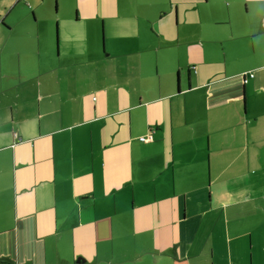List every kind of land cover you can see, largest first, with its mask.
Listing matches in <instances>:
<instances>
[{
  "label": "crops",
  "instance_id": "crops-1",
  "mask_svg": "<svg viewBox=\"0 0 264 264\" xmlns=\"http://www.w3.org/2000/svg\"><path fill=\"white\" fill-rule=\"evenodd\" d=\"M69 4L0 10V264H264V0Z\"/></svg>",
  "mask_w": 264,
  "mask_h": 264
},
{
  "label": "rangeland",
  "instance_id": "rangeland-1",
  "mask_svg": "<svg viewBox=\"0 0 264 264\" xmlns=\"http://www.w3.org/2000/svg\"><path fill=\"white\" fill-rule=\"evenodd\" d=\"M37 1V7H35V3ZM63 5L61 4V11L60 13L56 12V0H45V2L41 3L39 0H21L20 2H17V0H1L0 2V10L3 9V7H12L14 5H21L20 7H23L24 5L30 9V22L33 27V33L37 34V32H40L41 37L43 38V42L45 40H49L50 36H54L55 34V29H56V22L58 16L61 14V12L65 9L66 3L70 2L69 6L72 7L73 4L75 3L76 0H61ZM140 2L141 0H130L131 4V10H133L136 14L137 12L141 9L140 7ZM23 4V5H22ZM32 8H35V10H32ZM37 10V12H36ZM8 11V9H6ZM33 12L37 15L36 20L33 16ZM66 13H63L61 16V21L66 20L65 17L68 15L67 9H65ZM4 13V12H3ZM68 17V16H67ZM76 18V13L74 15ZM76 22V21H75ZM113 20L112 19H107L106 26H107V32L109 34L111 27L114 29V35L116 36L118 34V30H116L113 26ZM104 25L102 24V21L99 24V28L101 30L100 32V39L102 38V32L104 29ZM179 29V26H178ZM188 26L182 25L180 28L181 34H180V39H174V41H177L178 44L170 49V53L174 54L175 56H179V51H181V56H182V64L184 66V73H187V67L189 64L196 63L200 65L201 63L204 62V55L200 49V47L197 46L196 52L194 51L192 53V56L188 57L184 52L183 48L184 47H189V42L187 39H185L188 34L187 31H189ZM122 30V29H121ZM79 34V32H77ZM180 40V41H179ZM64 50V49H63ZM193 68V67H191ZM174 82H175V87L177 89V74L176 77H174ZM108 225V221L105 222ZM108 240V238L106 239ZM111 238L108 240L109 243ZM101 243V242H100ZM100 256L98 259V262L95 264H108L109 263H116L117 261L121 260L122 253L123 252H115L114 254L111 252H107L103 249L102 244H100ZM115 255V257H114Z\"/></svg>",
  "mask_w": 264,
  "mask_h": 264
},
{
  "label": "built area",
  "instance_id": "built-area-1",
  "mask_svg": "<svg viewBox=\"0 0 264 264\" xmlns=\"http://www.w3.org/2000/svg\"><path fill=\"white\" fill-rule=\"evenodd\" d=\"M152 140H153V135L152 134L140 138V141L145 142V143H149Z\"/></svg>",
  "mask_w": 264,
  "mask_h": 264
},
{
  "label": "trees",
  "instance_id": "trees-1",
  "mask_svg": "<svg viewBox=\"0 0 264 264\" xmlns=\"http://www.w3.org/2000/svg\"><path fill=\"white\" fill-rule=\"evenodd\" d=\"M142 142V141H141Z\"/></svg>",
  "mask_w": 264,
  "mask_h": 264
}]
</instances>
